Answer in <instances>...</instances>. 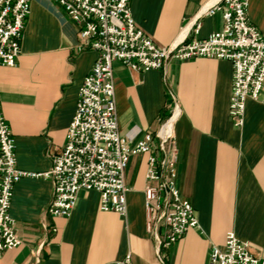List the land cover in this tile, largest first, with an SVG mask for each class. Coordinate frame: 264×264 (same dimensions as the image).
<instances>
[{
	"label": "crops",
	"instance_id": "1",
	"mask_svg": "<svg viewBox=\"0 0 264 264\" xmlns=\"http://www.w3.org/2000/svg\"><path fill=\"white\" fill-rule=\"evenodd\" d=\"M214 0H131L138 25L160 47L201 40L223 28L221 13L200 17ZM250 21L264 33V0H251ZM200 26L198 32L196 27ZM15 66L0 65V98L16 140L21 169L45 173L65 146L79 91L98 52L81 44L78 28L55 0H33ZM120 131L158 133L172 116L178 185L195 208L199 226L169 246L146 226L147 154L126 170L127 214L100 208V193L80 190L69 217L47 212L54 183L23 177L14 189L11 216L23 243L0 264H211L214 245L229 231L264 256V91L246 101L244 125L229 114L233 65L219 58L171 60L164 69L135 70L115 63ZM47 224L48 227L44 225ZM56 229V230H53Z\"/></svg>",
	"mask_w": 264,
	"mask_h": 264
},
{
	"label": "built area",
	"instance_id": "2",
	"mask_svg": "<svg viewBox=\"0 0 264 264\" xmlns=\"http://www.w3.org/2000/svg\"><path fill=\"white\" fill-rule=\"evenodd\" d=\"M33 0H0V65L13 67ZM78 28L81 44L98 52L79 91L75 115L64 148L53 156L45 173H31L18 165L16 140L5 119L0 98V257L23 241L11 216L15 185L26 176H44L54 183L47 212L69 217L80 190L100 193V208L126 215V170L131 157L147 154L145 187L146 226L161 246H169L199 226L195 208L178 185L177 148L172 115L158 133L135 136L120 131L115 89V63L135 70L164 69L171 60L219 58L233 65L229 114L242 127L246 101L261 100L264 91V33L249 18L251 0H214L199 16L221 13L223 28L205 39H183L158 46L135 20L131 0H55ZM199 25L196 27L198 32ZM48 227L47 224L44 225ZM56 230V229H53ZM211 264H264L248 241L229 231L222 246L214 245ZM114 264H133L132 254Z\"/></svg>",
	"mask_w": 264,
	"mask_h": 264
}]
</instances>
